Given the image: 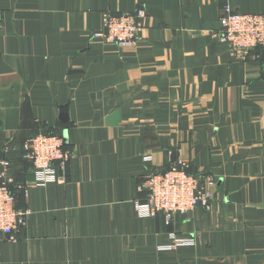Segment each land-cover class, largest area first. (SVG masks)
I'll list each match as a JSON object with an SVG mask.
<instances>
[{
	"label": "crops",
	"instance_id": "0c3cea01",
	"mask_svg": "<svg viewBox=\"0 0 264 264\" xmlns=\"http://www.w3.org/2000/svg\"><path fill=\"white\" fill-rule=\"evenodd\" d=\"M224 5L264 13V0H0V159L28 211L0 264H264V48L240 58L213 39ZM138 7L134 45L91 37L106 12ZM52 128L65 180L37 186L21 146ZM177 156L215 180L209 208L137 216L139 180ZM170 234L191 243L161 250Z\"/></svg>",
	"mask_w": 264,
	"mask_h": 264
},
{
	"label": "built area",
	"instance_id": "2783aa9c",
	"mask_svg": "<svg viewBox=\"0 0 264 264\" xmlns=\"http://www.w3.org/2000/svg\"><path fill=\"white\" fill-rule=\"evenodd\" d=\"M219 28L212 33L214 40L225 43L230 53L246 58L257 48H264V13H240L227 5L222 8ZM146 12L142 7L133 12L112 14L106 12L102 28L92 33L117 46L134 45L142 29ZM22 156L31 164L32 182L37 186L63 182L64 170L70 153L64 148V140L57 135L36 134L27 138L21 146ZM150 159V157H148ZM184 159L177 156L168 168L144 174L138 182L139 197L134 200L137 216L147 218L163 215L169 223L174 214H184L197 206L209 208L213 199L215 180L210 175L191 174ZM60 170V173H57ZM13 182L12 167L8 159H0V243L15 241L18 232L26 226L25 208L15 207L14 194L9 189ZM27 194V187L18 186ZM170 243L160 247L171 250L190 244V240L170 234Z\"/></svg>",
	"mask_w": 264,
	"mask_h": 264
},
{
	"label": "trees",
	"instance_id": "16d2710c",
	"mask_svg": "<svg viewBox=\"0 0 264 264\" xmlns=\"http://www.w3.org/2000/svg\"><path fill=\"white\" fill-rule=\"evenodd\" d=\"M42 134H46V135H57V136H60L59 133H57V130L55 128H52V129H46L42 132H40ZM38 133H35L33 135H36ZM32 135V136H33ZM31 137V136H30ZM61 137V136H60ZM64 148L66 149L65 145H64ZM23 158V156H22ZM24 159V158H23ZM26 162H28V165L30 166L31 168V164L28 160L24 159ZM11 167H12V164H11ZM190 173V172H189ZM194 174V173H192ZM13 175V182L9 184V189L10 191L14 194V197H15V207L16 208H24V205L22 203V197H23V190L21 189H18L17 187V184L19 183H23L22 181H20L17 177H14V174Z\"/></svg>",
	"mask_w": 264,
	"mask_h": 264
},
{
	"label": "rangeland",
	"instance_id": "374dc122",
	"mask_svg": "<svg viewBox=\"0 0 264 264\" xmlns=\"http://www.w3.org/2000/svg\"><path fill=\"white\" fill-rule=\"evenodd\" d=\"M38 134H40V133H38ZM192 174V173H191ZM212 202V201H211ZM163 216V215H162ZM179 237H181V236H179Z\"/></svg>",
	"mask_w": 264,
	"mask_h": 264
},
{
	"label": "water",
	"instance_id": "95a60500",
	"mask_svg": "<svg viewBox=\"0 0 264 264\" xmlns=\"http://www.w3.org/2000/svg\"><path fill=\"white\" fill-rule=\"evenodd\" d=\"M64 140V139H63ZM65 143V142H64Z\"/></svg>",
	"mask_w": 264,
	"mask_h": 264
}]
</instances>
